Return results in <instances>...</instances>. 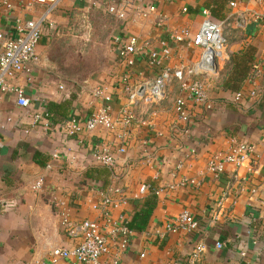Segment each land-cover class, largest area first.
Wrapping results in <instances>:
<instances>
[{
	"label": "crops",
	"instance_id": "crops-1",
	"mask_svg": "<svg viewBox=\"0 0 264 264\" xmlns=\"http://www.w3.org/2000/svg\"><path fill=\"white\" fill-rule=\"evenodd\" d=\"M94 1L96 8L65 0L49 15L31 74L11 82L30 100L29 108H19L9 94L0 95V205H6L0 212V264L45 261L52 249L72 245L59 227L57 203L67 207L71 220H96L106 231L107 220L120 224L122 216L130 221L136 202L147 196L138 193L145 184L161 193L145 230L132 232L119 264H186L198 246L204 251L195 264H264V0H137L122 21L104 13L103 0ZM10 3V16L0 13L3 31L16 19H36L44 10L29 0ZM85 13L92 26L97 14L105 20L90 34L78 26ZM206 18L227 25L225 54L216 72L203 77L207 103H189L185 125L174 112L175 99L185 94L174 82L162 102L128 106V91L153 80L159 68L141 56L126 70L110 39L135 37L144 51L166 47L172 57L164 66H192L200 49L171 36L188 29L192 38ZM97 89L110 97L112 128L71 139L42 123L32 127L31 117L43 113L47 103H70L69 116L84 120L105 105L94 97ZM238 93L243 98L236 101ZM121 110L134 121L124 124ZM237 143L254 147L249 162L228 165L218 176L206 171L211 156ZM93 149L113 154L115 169L92 165ZM35 153L44 166L34 163ZM39 177L43 186L33 192ZM183 179L196 185L181 187ZM111 185L122 189L127 203L107 216L100 206L93 211L91 204ZM182 212L196 220L197 230L165 231Z\"/></svg>",
	"mask_w": 264,
	"mask_h": 264
},
{
	"label": "built area",
	"instance_id": "built-area-1",
	"mask_svg": "<svg viewBox=\"0 0 264 264\" xmlns=\"http://www.w3.org/2000/svg\"><path fill=\"white\" fill-rule=\"evenodd\" d=\"M65 0H29L31 4H37L43 7V13L36 19L29 21L16 19L13 27L8 31L0 29V95L9 94L15 99L16 105L21 109H27L30 106V100L25 97L23 91L17 86H13L11 82L22 75L29 76L37 62L36 49L43 34V28L46 22H49V15L57 9L59 4ZM79 3L88 2L96 8L98 5L94 0H76ZM105 3L104 13L117 20H124L127 11L132 3L137 0H103ZM12 10L10 0H0V13L4 17H9ZM186 10H183L185 12ZM78 26L84 29L87 34H90L93 27L88 14L81 16ZM227 25L224 23H216L206 18L202 21L198 32L191 38L188 29H181L174 36H171L177 43L188 41V47L198 48L201 51L198 62L192 66L179 64L178 66H164L162 63L172 57V52L166 47L159 50L144 51V48L137 46L135 37H113L112 48L115 51L117 62L124 66L126 70H131L141 56H146L150 66L159 68V72L153 80L146 82L138 87L128 91V106L146 103L147 105L162 102L167 96L168 88L177 82L180 90L185 94L179 96L174 101V112L179 121L185 125L190 122L187 107L189 103L206 104L208 101L207 92L208 85L204 80V74L215 73L216 64L225 54L226 39L225 30ZM210 59L213 69L207 71L204 69V61ZM152 84L150 88L147 85ZM62 90L61 87H58ZM143 90V91H141ZM94 97L104 101L105 105L96 109L88 115L84 120H79L75 116H70L67 120L58 124H53L46 110L41 114H36L31 117L32 127H37L43 124L45 129H54L55 133L62 134L67 138H75L80 136L82 132H93L99 128L110 129L113 127L114 121L111 118L112 108L110 106V97L104 96L102 90H96ZM243 98L242 94L238 93L235 97L236 101ZM209 107V104L207 105ZM125 118L124 124L132 123L134 116L126 110H121ZM26 132V131H25ZM254 152V147L237 143L233 144L229 152L224 154H215L208 159L206 171L213 176L223 174L225 167L228 165L234 167L243 166L249 162L251 155ZM53 159H58V155L54 153ZM88 161L92 165H99L113 171L117 164V159L113 154L105 149H93L88 157ZM43 177L37 178L31 186L33 192L39 191L43 186ZM187 184L196 185L194 181L183 179L179 182V186ZM170 188H173L170 186ZM139 196L153 194L158 196L161 190H156L145 184L139 188ZM126 198L122 189L118 186L111 185L107 187L99 195V202L91 204V209L97 211L101 207L104 215H108L111 210H119L126 204ZM58 209L59 227L63 234L72 241V245L68 248H58L53 250L47 260L39 261L34 264H119L120 254L125 251L130 238L133 235L132 231L125 226L127 221L120 216V224H109L108 230H103L96 220H77L70 219L67 207L61 204H56ZM5 204L0 205V212H4ZM196 220L188 213L182 212L177 216V219L165 226V231L168 232H184L191 233L197 230L198 224ZM160 235V232L156 231ZM216 248L222 246L219 243L215 244ZM204 251L203 246H198L191 255L186 264H195L199 255ZM244 257L245 254H240ZM141 258L144 255H140ZM32 264V263H26ZM175 264V263H169ZM228 264H238L236 260H231Z\"/></svg>",
	"mask_w": 264,
	"mask_h": 264
},
{
	"label": "trees",
	"instance_id": "trees-1",
	"mask_svg": "<svg viewBox=\"0 0 264 264\" xmlns=\"http://www.w3.org/2000/svg\"><path fill=\"white\" fill-rule=\"evenodd\" d=\"M46 112L49 116V119L52 123L57 122H63L67 120L70 112V103H62V104H54V103H47L46 104ZM39 155L38 153H35L33 155V161L39 166H44L45 164L42 163L38 159ZM94 170L98 171V169L94 168ZM88 172H90V169L86 170L85 176L88 179ZM156 203V196L153 194H147V196L143 200H138L135 204V212L130 219V221L127 222L125 226L132 232H142L146 228V224H148V221L152 215V212L155 208Z\"/></svg>",
	"mask_w": 264,
	"mask_h": 264
},
{
	"label": "water",
	"instance_id": "water-1",
	"mask_svg": "<svg viewBox=\"0 0 264 264\" xmlns=\"http://www.w3.org/2000/svg\"><path fill=\"white\" fill-rule=\"evenodd\" d=\"M204 69L207 70V71H211V70L213 69V67H212V61H211L210 59H206V60L204 61ZM151 85H152V84L147 85V88H150ZM141 91H143V90H141ZM60 248H62V247H60ZM55 249H58V248H54V249H52V250L49 252V254H50L53 250H55ZM36 262H39V261H35V262H33L32 264H34V263H36Z\"/></svg>",
	"mask_w": 264,
	"mask_h": 264
},
{
	"label": "rangeland",
	"instance_id": "rangeland-1",
	"mask_svg": "<svg viewBox=\"0 0 264 264\" xmlns=\"http://www.w3.org/2000/svg\"><path fill=\"white\" fill-rule=\"evenodd\" d=\"M94 21H95V23L92 27H93V29H94V27H97L96 29H98L100 27V25L102 24V22L105 21L104 16L103 15L100 16L99 14H97ZM91 24H92V22H91ZM88 41H89L88 44L93 42L91 40H88Z\"/></svg>",
	"mask_w": 264,
	"mask_h": 264
}]
</instances>
